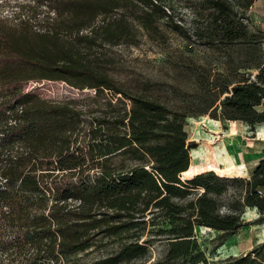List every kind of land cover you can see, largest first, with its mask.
Listing matches in <instances>:
<instances>
[{
  "label": "trees",
  "instance_id": "obj_1",
  "mask_svg": "<svg viewBox=\"0 0 264 264\" xmlns=\"http://www.w3.org/2000/svg\"><path fill=\"white\" fill-rule=\"evenodd\" d=\"M256 1L28 0L17 27L0 18V264H264V243L210 263L195 232L217 231L219 247L246 210L264 224V157L248 177L181 178L196 148L188 119L264 125ZM170 34L219 57L181 61L192 87L110 73L107 49L145 36L167 51ZM41 81L92 89V101L24 92Z\"/></svg>",
  "mask_w": 264,
  "mask_h": 264
},
{
  "label": "rangeland",
  "instance_id": "obj_2",
  "mask_svg": "<svg viewBox=\"0 0 264 264\" xmlns=\"http://www.w3.org/2000/svg\"><path fill=\"white\" fill-rule=\"evenodd\" d=\"M28 0H0V18L5 19L10 26L17 27L20 20L26 19L27 14L22 9L21 5ZM179 15H182L188 20L189 14L185 10H177ZM250 28L253 30L258 21L254 15L249 13ZM262 24V21L261 23ZM262 31L264 29L261 28ZM170 48L164 51L155 43L149 41L145 36L140 39L136 46L119 45L107 49V53L112 57L109 65L110 73L127 87L137 79H149L166 84H170L181 89L192 87L190 79L182 72L181 61L192 59L197 63L210 64L215 63L219 58L216 53L198 46L196 44H188L180 37L169 35ZM169 53V54H168ZM179 64V66H178ZM252 75L254 71H251ZM24 92H32L39 95L43 99L51 101H92L89 98L93 97L92 89L79 91L69 87L63 82H27L24 84ZM107 96L110 93L107 92ZM258 129V134H257ZM187 130L190 141H193L196 148L193 150H201L203 152L204 167L213 165L212 154L222 149L224 142L227 140L232 144H238L240 151L238 160L246 166L247 163H252L258 155L264 153V129H259L257 126L254 130L240 122H224L215 123L208 120L207 117L188 119ZM235 140V142H233ZM208 154V155H207ZM208 158V159H207ZM219 174L240 176L235 171L221 166L215 170ZM245 174V172H244ZM182 179H188L189 174H182ZM258 214L255 210H246L243 214L246 225L232 239L226 240L223 245L217 247L218 241L214 238L218 232L208 229H196V236L201 248L205 251L208 261L215 263L224 260L229 256H241L249 253L251 249L260 243H264V224L258 225L255 223ZM112 245H109L102 252H93L87 256L78 254L84 259H91L103 254L109 250ZM152 258H159L163 251V246L160 243H155L150 248ZM264 255V250H262Z\"/></svg>",
  "mask_w": 264,
  "mask_h": 264
},
{
  "label": "bare ground",
  "instance_id": "obj_3",
  "mask_svg": "<svg viewBox=\"0 0 264 264\" xmlns=\"http://www.w3.org/2000/svg\"><path fill=\"white\" fill-rule=\"evenodd\" d=\"M259 129H264V127H261V125H260ZM233 142H235V140H233ZM202 149H204V148H202ZM202 149L200 151L199 150H192L190 152L192 168H191V171H189V172L196 171L197 170L196 163L203 161V152L200 155V152L202 151ZM239 151H240V148L236 142L234 144H232L230 141L227 140L226 142H224L222 149H218L212 154V156H213L212 161L214 162V164L210 165L208 168L216 170L217 168H221V166H224L226 168H229V169L235 171L238 175H243L245 172V166H244V164L240 163L241 161L239 162V160H238ZM185 174L188 175L189 173H185ZM196 229L203 230L200 227H197ZM215 232H217V231H215ZM232 238L233 237H231L230 239H232Z\"/></svg>",
  "mask_w": 264,
  "mask_h": 264
},
{
  "label": "crops",
  "instance_id": "obj_4",
  "mask_svg": "<svg viewBox=\"0 0 264 264\" xmlns=\"http://www.w3.org/2000/svg\"><path fill=\"white\" fill-rule=\"evenodd\" d=\"M255 7H256V11L257 12H252V14L254 15V17L258 20L256 21V27L259 28V29H264V0H257L256 3H255ZM262 21V24H260ZM208 120H211L208 118V116H206ZM201 118H204V117H200ZM212 122H215V123H219V121H215V120H211ZM259 128V126H257ZM261 127H264V125H261ZM257 134H258V129H257ZM261 136H264V135H261ZM261 157H264V153H261V155H258L256 157V160H254L252 163H247L246 166H245V174L243 175H240L242 177H248L249 176V171L256 165L258 159H260ZM199 162L196 163V168L197 170L196 171H193V172H189L191 171V168H192V163L190 162V166L188 168L187 171H185L183 174L185 173H189V177H192L193 175L197 174V173H200V172H204V171H207V170H210L208 167H204V165H202V163L198 164ZM225 176H229V175H225ZM232 176V175H230Z\"/></svg>",
  "mask_w": 264,
  "mask_h": 264
},
{
  "label": "built area",
  "instance_id": "obj_5",
  "mask_svg": "<svg viewBox=\"0 0 264 264\" xmlns=\"http://www.w3.org/2000/svg\"><path fill=\"white\" fill-rule=\"evenodd\" d=\"M262 52H264V41H262Z\"/></svg>",
  "mask_w": 264,
  "mask_h": 264
},
{
  "label": "water",
  "instance_id": "obj_6",
  "mask_svg": "<svg viewBox=\"0 0 264 264\" xmlns=\"http://www.w3.org/2000/svg\"><path fill=\"white\" fill-rule=\"evenodd\" d=\"M181 176H182V174H181Z\"/></svg>",
  "mask_w": 264,
  "mask_h": 264
}]
</instances>
